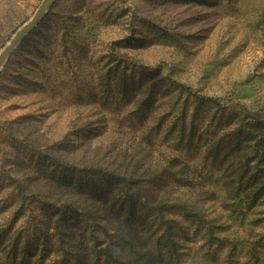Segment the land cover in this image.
I'll return each mask as SVG.
<instances>
[{
	"label": "rangeland",
	"instance_id": "374dc122",
	"mask_svg": "<svg viewBox=\"0 0 264 264\" xmlns=\"http://www.w3.org/2000/svg\"><path fill=\"white\" fill-rule=\"evenodd\" d=\"M41 1L0 0V50ZM55 3L0 73V227L17 184L61 206L20 210L31 217L7 231L0 264H105L98 251L133 260L131 241L140 264L148 252L158 264L164 226L144 209L163 202L184 264L223 263L234 244L235 264H264L263 247L250 253L264 243V189L250 201L264 184V0ZM173 81L220 105L196 109ZM54 160L95 171L54 178ZM209 224L229 239H209ZM217 243L213 262L205 251Z\"/></svg>",
	"mask_w": 264,
	"mask_h": 264
},
{
	"label": "trees",
	"instance_id": "16d2710c",
	"mask_svg": "<svg viewBox=\"0 0 264 264\" xmlns=\"http://www.w3.org/2000/svg\"><path fill=\"white\" fill-rule=\"evenodd\" d=\"M56 4V3H55ZM54 4V5H55ZM106 74H108L109 76L111 75V73L106 72ZM113 75L115 76V80L118 79L119 77V73L117 72H113ZM172 85H175L178 89H180L183 92H186L187 94L191 95L194 99V101L197 102V106L196 109H199L201 107V105H205V106H212V105H220V102L215 99L214 97H209V96H203L201 94H199L197 91H195L193 89L192 86L179 82V81H173ZM56 88H58L56 86ZM121 131V130H118ZM129 132V131H128ZM142 133V132H139ZM144 133V132H143ZM103 134L102 132H98V135ZM26 147H29L27 145H25ZM166 148L172 150L173 148L168 144L167 146H165ZM164 152V151H163ZM55 162V166H59L61 169L59 170V168H56V170H53L51 175L52 177L56 178L57 176H63V177H73L75 175H77L78 173H81L83 171H87L86 173H91L95 170L91 169V168H80L79 166L75 165H63L61 162H56V160H54ZM201 169H204V167L206 168V164H201L199 166H197ZM87 169V170H86ZM165 169V167H164ZM184 171V170H182ZM181 171V172H182ZM177 174V172H176ZM212 175V174H211ZM172 177L175 178L174 175H172ZM178 179H176V181H181V179H183L181 177L180 174H178ZM212 177V176H211ZM208 178V179H211ZM80 179L78 183L80 184H76V186L79 187H83V183H82V179ZM123 183L127 184V189H132L135 186V183H133L130 179L127 178V176L123 177L122 179ZM172 180V179H169ZM16 188L10 192L9 194H7L5 196L6 198V204L10 205V207L12 208V213L9 218V220H6V222L4 223V225H2L0 227V243H4L6 241H8L10 238L6 236L7 231H12V229L14 228L13 223H17V222H23V223H27L26 221L29 220V218L31 217L29 216H25L26 211H29V213H32V210H37L40 207H49V209L53 208H59L61 206V204H48L45 200L46 197H48V194H40L39 192H34L31 194H25L22 190L20 185H16ZM264 189V184H262L260 186V189L256 191L255 195H253L250 198L251 204L254 203L253 198H255L257 195H259L261 193V190ZM109 194L106 192V194H103V197L108 196ZM130 205H132V200H129ZM48 205V206H47ZM166 205H168V203L163 202L159 205H152V204H148L146 203V208L144 209V217L146 218L147 222L149 221L151 224L154 223L155 221L158 222L159 219V223H161L164 226V230L162 232V234H160L159 236H157L155 238V247L157 252H161L162 247L164 246L165 249L163 250L165 258H158L157 263L158 264H184L183 260L181 259V256L179 255V252L177 251V247H176V240L174 239V236L177 235L176 230H172L175 226L174 224H172L173 219H170L166 216ZM177 207L179 209H184V211H187L186 208L179 206L177 204ZM226 207H229L228 205H226ZM20 210H26L22 215L24 216H20V218H16L17 215L19 213H22V211ZM189 212V211H188ZM193 216V215H192ZM195 216H199L198 213ZM23 217V218H22ZM264 219V218H263ZM202 220L206 223H209V220L206 218H202ZM148 222V223H149ZM208 233H209V239L213 238V239H217V240H224V239H229V235L231 234L228 231V228H225V226H217V225H212L209 224L208 225ZM218 233H222V236H218ZM50 236V232H47V229H44V231L42 232V236L41 238H43V242L45 244V246L47 247L46 251L48 250V237ZM155 237V234L151 235V238L153 239ZM261 239V238H259ZM26 244H29V236L26 237ZM130 245V250L133 253V260L136 258V261L133 262V260H130L128 258L126 259H122V258H114L113 255L106 254L105 252H101L98 251V254L96 255V258L99 257V254H103L102 255V261L105 262V264H140L142 263L141 261V257H140V253L137 252L136 249L137 248V243L136 242H129ZM236 244H234L230 250L226 251V260H224L223 263L220 264H235L233 261V257H232V253L233 250L235 248ZM221 247H224L223 244H221ZM219 249L218 247V243L215 246V248L211 249L208 248L205 251V255H206V259L210 260V261H217L220 257V251L221 248ZM258 247H263L264 248V243L262 242H257V244H255L254 246L251 247V255L257 259V253H256V249H258ZM254 249V250H253ZM33 251V250H32ZM134 251V252H133ZM34 253V255H36L35 252H31V250L28 251L27 254H31ZM138 253V255L136 254ZM45 255V254H43ZM136 256V257H135ZM44 257L42 255L39 256V258L36 261H39L41 264V261L43 262V260L46 262L47 259H43ZM27 261H30V259H27ZM261 260H258L256 263L259 264ZM13 264H17L18 260L12 259ZM26 262V255L23 254V256L20 258L19 263H24ZM38 262V264H39ZM45 264V263H43ZM143 264H156V260H153L152 255L150 252H148V255L146 257L145 262H143ZM261 264V263H260Z\"/></svg>",
	"mask_w": 264,
	"mask_h": 264
},
{
	"label": "water",
	"instance_id": "95a60500",
	"mask_svg": "<svg viewBox=\"0 0 264 264\" xmlns=\"http://www.w3.org/2000/svg\"><path fill=\"white\" fill-rule=\"evenodd\" d=\"M55 2L56 0H42L33 15L15 31L9 41L0 50V73L15 48L45 18Z\"/></svg>",
	"mask_w": 264,
	"mask_h": 264
}]
</instances>
